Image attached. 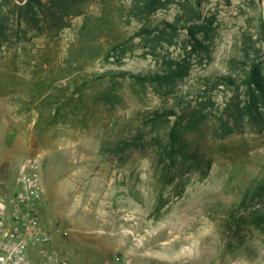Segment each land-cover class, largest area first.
Masks as SVG:
<instances>
[{
  "label": "rangeland",
  "instance_id": "374dc122",
  "mask_svg": "<svg viewBox=\"0 0 264 264\" xmlns=\"http://www.w3.org/2000/svg\"><path fill=\"white\" fill-rule=\"evenodd\" d=\"M122 4L77 2L65 30L25 26L16 35V23H9V42L0 48L1 187L16 188L22 167L31 166L51 248L72 264H264V205L252 199L242 205L264 176V127L242 122L226 134L219 123L233 92L205 93L199 80L239 72L231 59L256 10L248 0H201L203 19H214L217 29L211 58L193 56L177 94L164 97L123 78H98L107 70H159L162 60L144 40L135 38L120 63L113 57L107 64L89 53L98 40L78 38L85 18L103 14L115 20L121 38H131L137 24H126ZM180 11L176 2L157 18L172 22ZM185 36L172 45L163 40L158 52L183 54L178 43ZM180 97L191 109L207 103L205 119L184 135L185 149L169 157L161 147L167 127H150L142 115Z\"/></svg>",
  "mask_w": 264,
  "mask_h": 264
},
{
  "label": "trees",
  "instance_id": "16d2710c",
  "mask_svg": "<svg viewBox=\"0 0 264 264\" xmlns=\"http://www.w3.org/2000/svg\"><path fill=\"white\" fill-rule=\"evenodd\" d=\"M85 1L87 0H0V48L9 42L7 31L11 28L9 25L11 21L16 23L17 28L14 31L16 35L19 31L21 33V28L25 26L32 28L39 26L49 31L65 30L70 27L69 18L74 4ZM98 1L106 4L108 0ZM248 1L256 10V16L247 19V26L241 29L237 41L239 55L231 59V66L239 72L199 78L204 85L205 93L214 92L220 87L233 92L223 109L219 123V127H222L226 134H232L234 132L232 127H238L242 122L264 127V19L260 9L262 0ZM176 2L181 11L175 15L172 22L157 18L160 11H166ZM200 2L201 0H194V3L192 0H123L122 11L126 17V24L128 26L132 23L137 24L131 38L127 40L116 33L119 30L115 20L108 14L99 15L94 22L85 18L79 28L78 38L80 42L86 40V43L89 38L90 41L98 40L99 45L94 46L95 49L92 47L89 53L98 52L107 64H113V57L120 63L130 52L129 48L135 38L144 40L152 52L161 58L159 70L146 74L107 70L98 74V78L101 81L123 78L142 88L153 87L164 97L176 95L180 82H184L190 74L192 66L190 59L193 56H198L201 61L211 58L210 46L215 41L217 29L214 27V19L210 17L203 19L198 8ZM22 32L25 33L24 30ZM181 32H185L186 35L185 39L178 43L182 45L183 54L169 57L158 52L159 47L165 49L163 40H170V45L176 44L177 42L172 43V40L178 39ZM90 44L94 45L91 42ZM104 47V50L101 49L103 53L97 50ZM71 58L69 54L68 63ZM56 82L58 84L61 81ZM60 92L63 93L64 90L60 89ZM64 98L63 95V98L58 100L62 101ZM107 98L110 99L109 95ZM209 103L214 104L211 99ZM206 105L207 103H200L199 107L191 109V101H185L180 97L170 106H160L145 112L142 115L143 121L150 127L158 125L167 127L166 143L161 147L169 157H175L186 147L184 135L193 132L205 119L202 109ZM154 140L159 143L157 138ZM171 152L174 155H171ZM250 199L264 205V176L252 189L251 196L243 199L242 205H246Z\"/></svg>",
  "mask_w": 264,
  "mask_h": 264
},
{
  "label": "built area",
  "instance_id": "2783aa9c",
  "mask_svg": "<svg viewBox=\"0 0 264 264\" xmlns=\"http://www.w3.org/2000/svg\"><path fill=\"white\" fill-rule=\"evenodd\" d=\"M22 167L16 188L0 185V264H72L52 249V234L43 225V190L39 178Z\"/></svg>",
  "mask_w": 264,
  "mask_h": 264
},
{
  "label": "water",
  "instance_id": "95a60500",
  "mask_svg": "<svg viewBox=\"0 0 264 264\" xmlns=\"http://www.w3.org/2000/svg\"><path fill=\"white\" fill-rule=\"evenodd\" d=\"M262 10H263V17H264V0H262Z\"/></svg>",
  "mask_w": 264,
  "mask_h": 264
}]
</instances>
